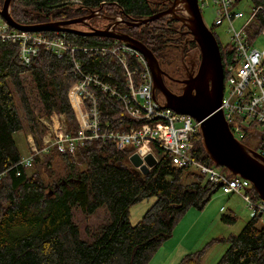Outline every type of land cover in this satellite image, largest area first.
<instances>
[{"label": "trees", "instance_id": "1", "mask_svg": "<svg viewBox=\"0 0 264 264\" xmlns=\"http://www.w3.org/2000/svg\"><path fill=\"white\" fill-rule=\"evenodd\" d=\"M250 1L253 10L260 8L247 28V39L253 44L264 30V0ZM4 2L0 0L1 19ZM81 5L85 13L106 7L129 21L157 14L149 0H12L9 9L14 22L35 26L78 19ZM166 23L173 21L156 20L132 28L136 38L127 35L147 46L159 62L157 54L168 48L173 34L165 29ZM66 39L83 47L75 58L82 71L125 90L123 67L108 54L103 56L101 50L115 40L73 33H66ZM219 45L226 69L233 58L232 45ZM17 47L0 43V264H150L187 210L204 209L221 185L191 168L177 167L172 157L156 147L158 163L145 176H138L132 166L125 165L133 150L119 151L113 143H88L75 155L52 148L38 155L31 168L20 165L24 156L13 140L16 133L31 135L42 149L47 129L41 125V118L64 115L73 134L81 124L70 98L77 83L71 55L57 58L41 49L26 68ZM100 97L104 121L113 129L130 131L142 126L143 122L128 117L115 98L106 94ZM250 138H254L253 132L242 143L247 146ZM258 143L254 150L264 155V135ZM195 145L194 158L214 165L202 142ZM29 150L30 146L27 153ZM56 185L60 188L55 189ZM249 192L255 200L260 199L253 187ZM151 197H156V202L134 226L131 207ZM101 210L106 218L95 228L89 218ZM260 220L253 216L240 234L231 235L216 264H264V222ZM223 221L233 224L236 218L225 215ZM205 257L206 251L201 250L186 255L178 264H202Z\"/></svg>", "mask_w": 264, "mask_h": 264}, {"label": "built area", "instance_id": "2", "mask_svg": "<svg viewBox=\"0 0 264 264\" xmlns=\"http://www.w3.org/2000/svg\"><path fill=\"white\" fill-rule=\"evenodd\" d=\"M200 10L215 8L214 26L227 25L232 33V61L224 68L225 88L221 109L230 131L241 142L246 141L249 133L261 138L264 132L256 129L264 127V49L255 48L247 39V28L255 19L257 11L253 10L254 19L237 31L233 24L244 17L236 9L238 0H197ZM213 26V27H214ZM264 33V30L261 34ZM44 35L39 32L19 31L0 18V43L17 45L22 65L29 68L41 49L63 58L70 54L75 62L77 83L71 90L72 107L79 114L81 128L71 133L63 115L41 118L40 122L47 129L43 137V148L35 144L28 135L30 150L23 157L20 165L31 168L38 155L57 148L61 154L75 155L77 149L88 143H113L119 151L132 149L130 158L138 155L142 160L149 155L155 156V147L172 157L179 168H191L204 175L211 183L220 184L225 195H239L252 211L264 222V201L255 200L250 195L251 182L240 176H229L217 170L213 165H206L194 158L195 144L202 142L200 123L191 116L181 115L174 110L163 107L162 99L154 97V82L144 56L128 43L115 40L109 46L102 47L103 56L115 58L124 70L125 90L101 79L99 75L82 71L77 61V52L83 49L66 39V34L51 32ZM62 34V35H60ZM101 94L115 98L121 103L125 113L135 121L143 122L140 128L120 131L104 121L101 109ZM43 119V120H42ZM181 124L180 127L177 125ZM145 164V163H144Z\"/></svg>", "mask_w": 264, "mask_h": 264}, {"label": "water", "instance_id": "3", "mask_svg": "<svg viewBox=\"0 0 264 264\" xmlns=\"http://www.w3.org/2000/svg\"><path fill=\"white\" fill-rule=\"evenodd\" d=\"M11 2L12 0H5L1 17L16 30L35 33H73L83 36L110 38L128 43L140 52L146 59L148 69H150L153 77L154 97L162 99L163 107L172 109L181 115L191 116L200 123L199 132L202 136V145L210 161L215 166L228 170L233 176H240L251 182L259 198L264 201V155L236 139L233 132L230 131L229 123L224 118L221 104L224 97L225 73L224 66H222L221 49L212 30L205 27L197 0H175L173 6L166 12L153 15L144 20H132L128 23L132 27H140L163 17L171 16L187 28L186 33L192 36V41H195L198 45L201 63L197 75L188 79L187 87L184 89L185 92L181 96L168 94L163 86V71L157 58L147 46L134 38L115 30L109 31V28L101 31L94 29L89 33H82L70 28L72 25L83 22L79 18L35 26H22L14 22L11 17L9 9ZM179 11L183 15H178ZM94 16L91 14L87 19ZM158 91L161 95H156ZM129 161L138 176L148 175L158 163V160L152 154L147 156L145 160H142L138 155H134ZM120 166L121 163L119 162ZM62 184H65V182H62ZM55 187V189L60 188V185Z\"/></svg>", "mask_w": 264, "mask_h": 264}, {"label": "rangeland", "instance_id": "4", "mask_svg": "<svg viewBox=\"0 0 264 264\" xmlns=\"http://www.w3.org/2000/svg\"><path fill=\"white\" fill-rule=\"evenodd\" d=\"M252 7L250 0H238L236 9L244 13V17L233 24L237 31H240L243 25L247 22L249 24L254 19ZM214 13V7L202 9L201 14L205 27L209 30H213V34L223 47H229L232 45V33L228 31L229 27L227 25L219 27L214 26L216 17ZM99 24L102 25L103 20H101ZM254 46L258 51L264 49V33L256 37ZM199 52V50L196 52V56H200ZM200 60L201 58L198 59L199 63ZM177 126L180 127L181 124ZM256 130L259 133L264 132V127L257 128ZM27 137L25 132H20L16 133L13 139L20 150L19 152H21L23 156L27 155L29 147ZM258 139L260 140V138L254 135V138H250L246 142L247 146L251 149H256L259 146ZM125 161L126 166H132L129 159ZM216 169L229 175V172L222 167L216 166ZM155 202L156 197H151L132 206L129 212L131 223L134 226L138 224L146 214L145 212H147ZM247 207L245 200L241 196L237 194L224 195L222 190H219L212 196V200L204 209L200 211L197 208L187 210L185 216L177 223L178 225L174 230L173 236L156 250L157 252L154 254L150 264H178L186 255L201 250L206 251V257L203 259L202 264H216L227 250V239L231 235L240 234L248 221L253 218L252 211ZM225 215L230 217L234 216L236 218L235 223H224L223 216ZM105 218L104 211L101 210L94 217L89 218V223L96 228Z\"/></svg>", "mask_w": 264, "mask_h": 264}, {"label": "flooded vegetation", "instance_id": "5", "mask_svg": "<svg viewBox=\"0 0 264 264\" xmlns=\"http://www.w3.org/2000/svg\"><path fill=\"white\" fill-rule=\"evenodd\" d=\"M150 3H154L157 9V14L166 12L173 6L175 0H149ZM82 12L79 19L83 22L70 26L74 30H78L82 33H89L94 29L109 31H119L125 35H131L136 38L135 33L131 30L129 25V19L122 16H118L116 12L109 11L106 7L104 9L96 8L91 12H84L83 6H80ZM91 14L95 15L92 18L87 19ZM182 12H178V15ZM112 18V19H109ZM161 19L172 20V24L166 23L165 29L172 30V37L167 41L169 42L168 48H163L159 51L158 59L161 64V70L163 71V86L168 94H174L177 96L183 95L184 89L187 87V81L191 77L197 75L199 70L198 59L201 55L196 56L198 52V45L188 33L187 28L171 16H166ZM103 20V24L100 25V21ZM160 20V19H159ZM183 25V27H181ZM138 28V27H136ZM186 33V34H185ZM83 36V35H81ZM89 37V36H86ZM92 37V36H91ZM183 43V44H182ZM194 43L196 46H194ZM179 46L182 48L178 49ZM199 57V58H198ZM186 83V84H185ZM157 95H161L158 91Z\"/></svg>", "mask_w": 264, "mask_h": 264}, {"label": "bare ground", "instance_id": "6", "mask_svg": "<svg viewBox=\"0 0 264 264\" xmlns=\"http://www.w3.org/2000/svg\"><path fill=\"white\" fill-rule=\"evenodd\" d=\"M3 19V18H2ZM4 20V19H3ZM3 22V21H2ZM3 24H8L7 22L5 23V21L3 22ZM10 26V25H9Z\"/></svg>", "mask_w": 264, "mask_h": 264}, {"label": "crops", "instance_id": "7", "mask_svg": "<svg viewBox=\"0 0 264 264\" xmlns=\"http://www.w3.org/2000/svg\"><path fill=\"white\" fill-rule=\"evenodd\" d=\"M225 195V194H224Z\"/></svg>", "mask_w": 264, "mask_h": 264}]
</instances>
